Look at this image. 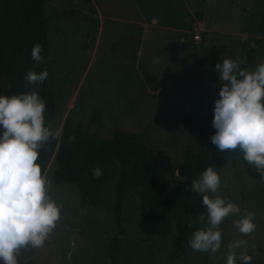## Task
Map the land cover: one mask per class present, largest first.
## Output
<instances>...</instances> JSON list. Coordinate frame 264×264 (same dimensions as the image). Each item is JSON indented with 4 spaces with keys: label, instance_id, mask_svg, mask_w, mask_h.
I'll return each mask as SVG.
<instances>
[{
    "label": "rangeland",
    "instance_id": "374dc122",
    "mask_svg": "<svg viewBox=\"0 0 264 264\" xmlns=\"http://www.w3.org/2000/svg\"><path fill=\"white\" fill-rule=\"evenodd\" d=\"M263 12L264 0H46L44 84L55 103L47 125L60 134L67 119L102 140H111L116 130L140 133L156 152L169 193L186 151L200 146V123L218 98L222 82L215 64L227 57L243 61L242 66L250 48L246 69L264 61V37L257 27ZM195 34L200 38L194 39ZM6 88L0 79V95ZM216 160L219 194L237 203L242 213L254 211L256 229L241 234L233 224L238 216H228L220 226L216 253L193 250L187 243L193 231L207 226L206 214L203 220L198 217L204 212L201 194L190 189L188 210L195 229L179 244L171 213L150 226L142 223L140 188L131 187L121 211L124 233L116 264H226L229 246L238 239L247 242L243 247L251 264H264V181L250 178L239 157L219 155ZM56 168L52 156L44 174L51 179ZM118 175V163L107 161L95 205L82 200L75 184L51 180L61 214L44 244L28 247L32 264H110ZM242 250L236 249L237 254Z\"/></svg>",
    "mask_w": 264,
    "mask_h": 264
},
{
    "label": "clouds",
    "instance_id": "9594fccd",
    "mask_svg": "<svg viewBox=\"0 0 264 264\" xmlns=\"http://www.w3.org/2000/svg\"><path fill=\"white\" fill-rule=\"evenodd\" d=\"M42 48L31 49L34 62L42 61ZM243 61L220 59L214 66L218 80V98L214 100L211 144L220 152L238 151L264 181V61L254 69L242 68ZM48 77L47 69H30L24 79L39 85ZM46 102L32 90L0 95V264H19L21 249L41 247L60 218L62 204L51 195L52 181L42 172L39 150L56 139L58 130L45 123ZM191 188L201 194L204 207L198 217L207 216V226L193 231L188 245L196 251L216 253L221 247L222 221H233L239 233L256 229L254 211L242 213L237 203L219 194L221 177L210 164L191 181ZM243 239L229 246L226 264H251L252 256ZM236 249H243L237 254Z\"/></svg>",
    "mask_w": 264,
    "mask_h": 264
},
{
    "label": "trees",
    "instance_id": "16d2710c",
    "mask_svg": "<svg viewBox=\"0 0 264 264\" xmlns=\"http://www.w3.org/2000/svg\"><path fill=\"white\" fill-rule=\"evenodd\" d=\"M46 0H0V79L7 88L3 95L19 94L36 90L46 102V119L53 116L55 103L45 89V80L39 85L29 84L25 75L30 69L36 72L44 70L47 56V19L43 15ZM264 37V12L257 25ZM262 39L256 40L255 46ZM35 43L42 48V61L36 63L31 58V49ZM254 48L247 52V59L241 66L247 68L252 59ZM143 78L147 81L148 75ZM212 78L215 76L212 74ZM153 87V85H152ZM213 112L204 117L199 126L202 135L200 146L194 151H186L184 158L176 168L179 180L172 190L165 194L166 181L157 161L156 152L148 148L144 136L140 133L114 132L111 140H102L95 135L72 127L65 119L60 134L47 142L40 150L38 163L45 173L47 165L54 156L57 168L51 174L55 184L61 182L75 184L83 201L96 204L97 194L102 186L105 163L115 160L119 165L116 183L113 216L116 234L109 242L110 264H116L115 255L119 248V239L124 233L122 226V206L126 193L131 187L140 188V214L145 226L157 222L171 213L176 219L177 242H185L188 234L194 230L190 221L188 206L192 200L191 181L210 164L217 167L216 158L226 155L229 159L239 157L245 163V173L252 179L261 181L260 175L246 163L236 150L220 152L211 144ZM203 133L206 135L204 136ZM19 264H32L28 248L20 250Z\"/></svg>",
    "mask_w": 264,
    "mask_h": 264
},
{
    "label": "built area",
    "instance_id": "2783aa9c",
    "mask_svg": "<svg viewBox=\"0 0 264 264\" xmlns=\"http://www.w3.org/2000/svg\"><path fill=\"white\" fill-rule=\"evenodd\" d=\"M193 38H194V39H199L200 36H199V34H195V35L193 36Z\"/></svg>",
    "mask_w": 264,
    "mask_h": 264
},
{
    "label": "crops",
    "instance_id": "0c3cea01",
    "mask_svg": "<svg viewBox=\"0 0 264 264\" xmlns=\"http://www.w3.org/2000/svg\"><path fill=\"white\" fill-rule=\"evenodd\" d=\"M61 130V129H60Z\"/></svg>",
    "mask_w": 264,
    "mask_h": 264
}]
</instances>
